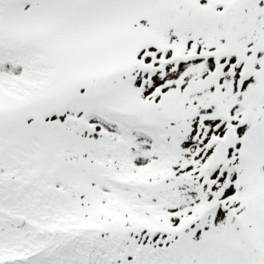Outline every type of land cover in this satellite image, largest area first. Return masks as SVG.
Listing matches in <instances>:
<instances>
[{
  "label": "snow or ice",
  "instance_id": "1",
  "mask_svg": "<svg viewBox=\"0 0 264 264\" xmlns=\"http://www.w3.org/2000/svg\"><path fill=\"white\" fill-rule=\"evenodd\" d=\"M0 264H264V0H0Z\"/></svg>",
  "mask_w": 264,
  "mask_h": 264
}]
</instances>
